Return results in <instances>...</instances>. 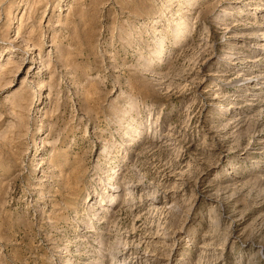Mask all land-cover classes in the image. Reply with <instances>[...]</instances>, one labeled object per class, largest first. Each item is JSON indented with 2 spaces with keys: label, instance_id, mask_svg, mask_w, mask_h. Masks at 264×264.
<instances>
[{
  "label": "rangeland",
  "instance_id": "374dc122",
  "mask_svg": "<svg viewBox=\"0 0 264 264\" xmlns=\"http://www.w3.org/2000/svg\"><path fill=\"white\" fill-rule=\"evenodd\" d=\"M0 264H264V0H0Z\"/></svg>",
  "mask_w": 264,
  "mask_h": 264
},
{
  "label": "bare ground",
  "instance_id": "6f19581e",
  "mask_svg": "<svg viewBox=\"0 0 264 264\" xmlns=\"http://www.w3.org/2000/svg\"><path fill=\"white\" fill-rule=\"evenodd\" d=\"M178 24H180V23H178ZM177 27V26H176ZM178 29V27L177 28H175L174 30L176 31ZM256 60V59H255Z\"/></svg>",
  "mask_w": 264,
  "mask_h": 264
}]
</instances>
